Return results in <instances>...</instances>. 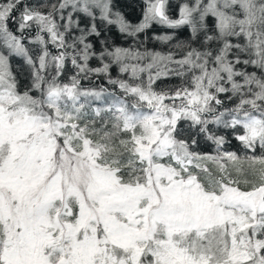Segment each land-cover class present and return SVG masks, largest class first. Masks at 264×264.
Returning <instances> with one entry per match:
<instances>
[{
  "label": "snow or ice",
  "instance_id": "6c2138e0",
  "mask_svg": "<svg viewBox=\"0 0 264 264\" xmlns=\"http://www.w3.org/2000/svg\"><path fill=\"white\" fill-rule=\"evenodd\" d=\"M144 4L0 0V264H264V0Z\"/></svg>",
  "mask_w": 264,
  "mask_h": 264
},
{
  "label": "trees",
  "instance_id": "16d2710c",
  "mask_svg": "<svg viewBox=\"0 0 264 264\" xmlns=\"http://www.w3.org/2000/svg\"><path fill=\"white\" fill-rule=\"evenodd\" d=\"M173 0H170V5L173 3ZM180 1V0H178ZM35 2V0H34ZM114 5L115 9L118 10L123 14V16L132 24H137L141 22L142 20V13L145 7L144 0H114ZM169 5V6H170ZM173 18H176V16L172 15ZM87 21L82 19L81 20V25L83 26L86 24ZM98 27L101 30V38L107 37L109 38L110 42L116 46H123V47H128L133 43V40L131 37H126L125 35L121 34L116 26H109L105 27L103 24H100L98 22ZM157 34L164 35H173L175 37L174 41L170 42L175 43L176 40H179L181 42L187 41L190 38V29L185 26L181 27L179 29H169L166 27H162L156 24H153V26L147 30V34L145 33H140L139 34V39L144 40L147 43V47L151 50H156V51H168L170 44H163L161 42H158L154 39H149V37H153ZM90 40L93 42L95 45V48L97 52H99L101 45L98 43L96 37H90ZM27 43V41H26ZM31 47V46H29ZM50 47V45H49ZM54 52V51H53ZM10 63L12 66V70L14 73H16L18 80L20 81L21 87L27 85L28 83V70L26 65L24 64L22 58L18 57H11L10 58ZM90 64L92 66H102L99 65L98 61L93 59L90 61ZM253 69H249V71H252ZM112 76L113 78L117 77L118 75V68L113 67L111 69ZM68 73H72V68L69 65L68 67ZM84 84H88L87 81L83 82ZM99 83H104L105 86L107 87L106 81L103 80V78L100 79ZM166 83L170 85H177L180 83V80L178 78H173L171 80L166 81ZM181 127L186 128L187 125L185 122H181ZM220 132L224 133L227 135L230 143L225 145V148L230 149V150H237L238 153L241 150L240 144L233 138L232 134L228 130L220 129ZM213 146L210 143L205 142L203 139L200 141L199 145V150L203 152H211Z\"/></svg>",
  "mask_w": 264,
  "mask_h": 264
},
{
  "label": "rangeland",
  "instance_id": "374dc122",
  "mask_svg": "<svg viewBox=\"0 0 264 264\" xmlns=\"http://www.w3.org/2000/svg\"><path fill=\"white\" fill-rule=\"evenodd\" d=\"M173 3L169 6V15L172 16H176V18H178V5L182 2V0L178 1V0H173ZM30 48H35L36 46L34 45H30Z\"/></svg>",
  "mask_w": 264,
  "mask_h": 264
},
{
  "label": "flooded vegetation",
  "instance_id": "af4514ba",
  "mask_svg": "<svg viewBox=\"0 0 264 264\" xmlns=\"http://www.w3.org/2000/svg\"><path fill=\"white\" fill-rule=\"evenodd\" d=\"M50 49H51L52 51H54V52L56 51V49H55L53 46H51V45H50Z\"/></svg>",
  "mask_w": 264,
  "mask_h": 264
}]
</instances>
